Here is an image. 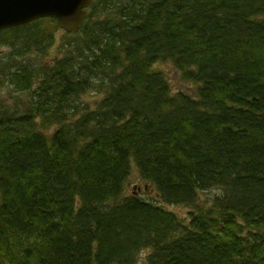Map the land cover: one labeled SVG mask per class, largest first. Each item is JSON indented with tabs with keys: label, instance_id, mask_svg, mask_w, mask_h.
<instances>
[{
	"label": "trees",
	"instance_id": "16d2710c",
	"mask_svg": "<svg viewBox=\"0 0 264 264\" xmlns=\"http://www.w3.org/2000/svg\"><path fill=\"white\" fill-rule=\"evenodd\" d=\"M57 30L0 32V264H264V0H92L43 60Z\"/></svg>",
	"mask_w": 264,
	"mask_h": 264
},
{
	"label": "rangeland",
	"instance_id": "374dc122",
	"mask_svg": "<svg viewBox=\"0 0 264 264\" xmlns=\"http://www.w3.org/2000/svg\"><path fill=\"white\" fill-rule=\"evenodd\" d=\"M54 39L52 44L47 48V51L45 55L42 57L44 60H51L54 55H56L58 52V48L62 42V40H65V32L61 29L57 30L53 33ZM9 48L6 46L0 45V56L4 53H8ZM154 70H160L164 72L167 77L169 78L172 89H180L181 91H185L190 94H194V90L196 88L195 85L187 84L186 82L181 81L178 71L175 70V68L170 63H161L158 62L153 65L152 67ZM3 95H0V100H4L6 95V90L2 89ZM102 98V94H97L94 92L87 93L81 97V102L88 106V108L93 109L97 102ZM8 103V99L6 100ZM12 103V102H11ZM216 190H210L207 192H200L198 195V204L200 206H206L209 205L211 202V199L215 196ZM135 194L136 196H139L140 198L151 201L154 203L159 202V197L155 191V189L152 186H146V182H144L139 175L138 171H133V173L129 176V179L126 182L123 196H130ZM164 206L168 211H171L174 213L179 219H181L184 223L187 222V216L189 212H192V209L185 206V205H162ZM145 257V253H142L139 257L140 259H143Z\"/></svg>",
	"mask_w": 264,
	"mask_h": 264
},
{
	"label": "water",
	"instance_id": "95a60500",
	"mask_svg": "<svg viewBox=\"0 0 264 264\" xmlns=\"http://www.w3.org/2000/svg\"><path fill=\"white\" fill-rule=\"evenodd\" d=\"M92 0H0V31L42 18L56 20L66 33H75Z\"/></svg>",
	"mask_w": 264,
	"mask_h": 264
}]
</instances>
